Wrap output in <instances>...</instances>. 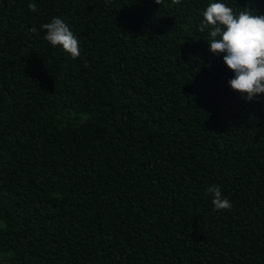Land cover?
<instances>
[{"label": "trees", "instance_id": "trees-1", "mask_svg": "<svg viewBox=\"0 0 264 264\" xmlns=\"http://www.w3.org/2000/svg\"><path fill=\"white\" fill-rule=\"evenodd\" d=\"M216 2L264 16V0H0V264H264V94L232 90L210 52ZM54 18L76 59L45 39Z\"/></svg>", "mask_w": 264, "mask_h": 264}, {"label": "clouds", "instance_id": "clouds-1", "mask_svg": "<svg viewBox=\"0 0 264 264\" xmlns=\"http://www.w3.org/2000/svg\"><path fill=\"white\" fill-rule=\"evenodd\" d=\"M155 2L159 4L160 0ZM173 2L179 3L180 0ZM28 7L37 11L34 3ZM207 26H211L210 52L224 54V64L234 73V78L228 82L230 88L248 101L264 94V16L257 15L251 7L236 13L224 3H210L203 12L199 30L204 31ZM42 28L46 31L45 39L53 47L62 46L73 59L80 56L79 39L61 18H54ZM207 192L212 195L211 203L216 210L231 209V202L222 195L219 185L209 186Z\"/></svg>", "mask_w": 264, "mask_h": 264}]
</instances>
